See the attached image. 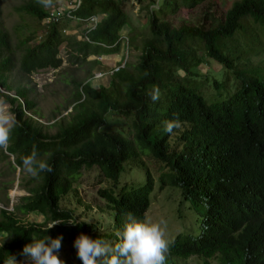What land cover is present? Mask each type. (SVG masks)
I'll list each match as a JSON object with an SVG mask.
<instances>
[{"label":"trees","instance_id":"16d2710c","mask_svg":"<svg viewBox=\"0 0 264 264\" xmlns=\"http://www.w3.org/2000/svg\"><path fill=\"white\" fill-rule=\"evenodd\" d=\"M79 1L71 17L82 21L92 15L98 18L95 28L80 32L79 38L75 33L62 34L72 21L65 14L41 25L56 7L54 0L48 4L25 0L14 8L40 24V30L12 47L8 33L0 28L1 89L12 90L8 73L15 66L18 75L26 78L39 70L58 69L61 45L69 64L92 57L89 69L103 68L94 58L118 51L119 32L127 21L125 1ZM204 1L161 0L160 9L191 11ZM149 12L148 35L136 63H124L106 75L107 85L96 89L89 80L75 82L72 109H89L76 113L55 134L47 135L37 122L24 116V112L34 114L25 88H15L14 98L0 93L17 121L8 149L3 150L4 157H12V170L21 171L17 165L33 147L53 169L29 178L33 186L11 212L0 209V235H9L0 247V264L9 255L25 260L22 250L32 242V236H61L63 244L83 233L115 242L127 214L144 220L154 180L159 191L177 189L180 203L187 202L189 209L202 217L197 237L180 233L169 242L165 264H185L190 258L200 264L212 260L217 264H264V79L251 74L264 68L260 38L264 36V0H235L220 16L206 10L198 24L182 21L177 27L159 19L156 11ZM81 25L77 22L76 28ZM230 52L237 56V67ZM209 60L231 71L233 82L208 79ZM154 87L160 91L156 102L149 95ZM204 89L211 92L204 95ZM106 114L126 118V131L109 130L112 126ZM174 119L181 126L165 132L164 122ZM49 152L50 158L46 156ZM125 164L142 170V186L124 185L116 190ZM91 168L109 183L97 190L112 217L113 230L106 234L75 221L70 210L59 207L60 199L73 191L80 170ZM15 213H34L43 222L23 224ZM53 220L65 223L44 231ZM76 264L82 262L76 258Z\"/></svg>","mask_w":264,"mask_h":264},{"label":"rangeland","instance_id":"374dc122","mask_svg":"<svg viewBox=\"0 0 264 264\" xmlns=\"http://www.w3.org/2000/svg\"><path fill=\"white\" fill-rule=\"evenodd\" d=\"M24 1L25 0H0V28L8 33L12 47L17 44L19 39L27 37L30 32L35 30L38 33L40 30V24L34 19L23 13L14 11V8ZM62 1L63 0H55L53 5L58 8ZM233 1L235 0H206L191 11L179 9L174 11V13H170L167 9H160L161 0H137L134 5L124 2L123 10L127 16V21L121 27L120 32H127V34H125L131 43H129L126 48L124 45L123 48L118 49L114 54L105 55L104 61L100 63L103 68L97 67L89 69L88 63L92 58H88V60L78 63L77 65L69 64L65 60L66 54L62 50L61 45L59 47L58 57L62 62L58 69L39 70L31 73L26 78L22 77V75H18L15 66L14 69L8 73V82L11 83L12 90L6 92L0 88V93L14 98L15 88H25L27 91V98L33 104L32 110L35 115L24 112V116L37 122L47 135H53L60 125L71 122L76 113L80 112L82 114L89 109L88 106L82 107L81 109H72V103L74 101L73 96L76 91L75 82L82 84L84 81L89 80L90 86L96 89L98 85H107L109 80L108 76H104L101 79L91 78L92 74L96 71H104L108 68H112L113 64H118L117 61H119L120 65L122 63L130 65L136 63L137 57L140 54L142 42L148 35L147 25L150 13L149 10L156 11L155 14L159 19L166 20L170 22L172 26L177 27L182 21L192 25L198 24L206 10L212 12L215 17L220 16L221 11L225 10ZM66 2L67 0L64 4H66ZM74 29L75 26L68 23L67 29L64 30V34L68 36L74 33L76 34L77 32ZM77 38H79L78 34ZM260 38L263 40L264 44V36ZM36 40L37 38H34L32 42L35 43ZM261 54H264V51L261 52ZM18 55L19 51L15 49L14 57L18 59ZM117 55L120 56V59L114 62L113 59L117 58ZM244 55L245 53L242 57H244ZM230 57L237 67V56L234 52H230ZM250 61H253V59H250ZM104 63L107 65H104ZM208 63V68L210 70L208 72V79L213 78L218 82H224L225 79H229L233 82L232 76L230 75L231 71L225 70L223 66L213 60H209ZM245 72L249 73L248 71ZM251 74L259 75L264 79V68L252 70ZM210 92V89L203 90L204 95H208ZM206 100L210 101L209 99ZM217 100L221 99L218 98ZM110 115L111 116H108V114L105 115V119L108 118L112 126L108 129L125 132L127 128V119H123L121 116L115 114ZM3 154V150H0V209L11 212L18 204L19 198L28 195L27 189L33 186V182H30V176L22 171L18 169L12 170V157H4ZM126 164L124 167L125 172L119 175L115 186L116 190L124 185H126L127 188L140 187L144 182L142 170L135 166L128 167ZM145 164L148 165V162L145 161ZM108 186L109 183L102 178L101 173H99L97 169L80 170L73 185V191L60 199L59 207L61 209L70 210L75 221L93 225L95 231L100 234L109 233L113 230L112 217L110 212L106 209L103 200L97 195L98 189L107 188ZM174 190L177 189L164 187L159 191L158 184L156 180H154L153 191L149 196L150 204L148 210L144 214V220L149 219L153 222L163 221L164 224H162V227H165L166 239H168L169 242L172 241L174 236L180 233H186L192 237H197L200 234L198 224L202 217L189 209L187 202L180 203L181 200L180 197H178V192ZM203 212L204 210L200 212V215H203ZM15 216L23 224L31 222L41 224L43 222V218L34 213L29 215L15 213ZM3 239L4 236L0 235V243ZM73 241L74 240H66L59 250V257L64 261V264H76L77 256L76 250L73 247ZM18 264H31V262L25 259L18 261ZM185 264L200 263L195 258H190ZM210 264L217 263L212 260Z\"/></svg>","mask_w":264,"mask_h":264},{"label":"clouds","instance_id":"9594fccd","mask_svg":"<svg viewBox=\"0 0 264 264\" xmlns=\"http://www.w3.org/2000/svg\"><path fill=\"white\" fill-rule=\"evenodd\" d=\"M124 1L133 5L137 2V0L134 3ZM42 2L48 4L50 0H42ZM125 33L127 34V32ZM125 33L119 32V49L123 48L124 45L125 48L127 47L128 37ZM100 57H102V61H98L99 64L104 61L105 56ZM117 63L115 66L120 65L119 61ZM115 66L113 65V67ZM149 95L151 100L156 102L160 98V91L154 87ZM16 124L17 121L10 110V105L5 99L0 98V150L7 151ZM180 126L178 119L164 122V130L167 133H172L173 129ZM46 156L50 158L52 153L49 152ZM17 167L32 178H38L43 172L51 173L53 171L47 159L42 158L35 147L30 154L21 157V163ZM60 223L65 222L53 220L46 225L44 231ZM162 224H164L163 221L138 220L129 213L122 229L115 234L117 237L115 242L93 239L81 233L74 239L73 247L82 264H165L169 252V241L166 239V230ZM8 236L6 235L3 241ZM61 241V236L56 238L45 236L43 239L32 236V242L23 247L22 255L31 264H64V261L59 257V250L62 247ZM2 244L3 242L0 243V247ZM4 264H18V261L14 256L9 255Z\"/></svg>","mask_w":264,"mask_h":264},{"label":"built area","instance_id":"2783aa9c","mask_svg":"<svg viewBox=\"0 0 264 264\" xmlns=\"http://www.w3.org/2000/svg\"><path fill=\"white\" fill-rule=\"evenodd\" d=\"M66 0H63L60 5L55 8H53L50 11L49 17L46 19H43L41 21V25L42 24H47L50 20H56L59 16H61L62 14H65V16L70 17L72 19V21L70 22L71 24H73L75 26L76 30V34H79L80 32L83 31H89L95 28L96 24H97V20L98 18L95 15L89 16L88 18H86L84 21H82L81 19H77L75 17H71L70 12L73 11L74 9H76L79 5V0H67L66 4H64ZM130 3H134L136 0H127ZM82 23L81 26H79L78 28H76V23ZM85 32V33H86ZM62 33L64 34L65 31L63 30ZM78 37H80L78 35ZM83 38V37H82ZM85 38V37H84ZM39 38H37L38 40ZM124 40V39H123ZM96 61H102V57H95L94 58ZM123 63L121 65H117L113 68H108L107 70L104 71H98L92 74L93 79H101L102 77L106 76V75H110L111 72L116 71L118 68L122 67Z\"/></svg>","mask_w":264,"mask_h":264},{"label":"crops","instance_id":"0c3cea01","mask_svg":"<svg viewBox=\"0 0 264 264\" xmlns=\"http://www.w3.org/2000/svg\"><path fill=\"white\" fill-rule=\"evenodd\" d=\"M118 59H120V56L117 55V58H114L113 60H114V62H115V61H117ZM108 60H109V59H108ZM104 65H107V64L104 63ZM104 65H103V66H104Z\"/></svg>","mask_w":264,"mask_h":264}]
</instances>
